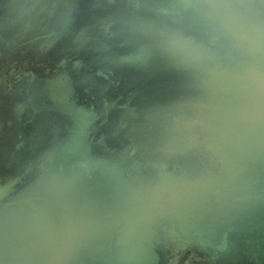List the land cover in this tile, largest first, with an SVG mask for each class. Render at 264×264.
Wrapping results in <instances>:
<instances>
[{
    "label": "water",
    "instance_id": "1",
    "mask_svg": "<svg viewBox=\"0 0 264 264\" xmlns=\"http://www.w3.org/2000/svg\"><path fill=\"white\" fill-rule=\"evenodd\" d=\"M0 264H264V0H0Z\"/></svg>",
    "mask_w": 264,
    "mask_h": 264
}]
</instances>
